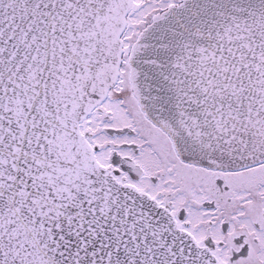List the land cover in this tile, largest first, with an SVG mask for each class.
I'll return each instance as SVG.
<instances>
[{"label": "snow or ice", "instance_id": "1", "mask_svg": "<svg viewBox=\"0 0 264 264\" xmlns=\"http://www.w3.org/2000/svg\"><path fill=\"white\" fill-rule=\"evenodd\" d=\"M0 264H264V0H0Z\"/></svg>", "mask_w": 264, "mask_h": 264}]
</instances>
